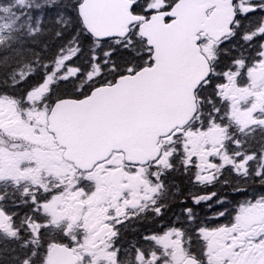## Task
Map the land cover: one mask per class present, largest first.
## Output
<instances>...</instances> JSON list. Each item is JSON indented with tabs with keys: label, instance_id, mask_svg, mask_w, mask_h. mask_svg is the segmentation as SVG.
Instances as JSON below:
<instances>
[{
	"label": "flooded vegetation",
	"instance_id": "flooded-vegetation-1",
	"mask_svg": "<svg viewBox=\"0 0 264 264\" xmlns=\"http://www.w3.org/2000/svg\"><path fill=\"white\" fill-rule=\"evenodd\" d=\"M220 41L200 35L201 50L206 57V48ZM261 64L258 68L249 69V77L250 71L259 69ZM82 77L84 75L79 67L63 63L54 66L43 81L32 86L23 96L0 95V213L10 219L16 214L12 213V208L20 209V201L25 198L34 203V211L46 217L50 241L43 264H47L55 245L72 251V255L77 257L76 262L70 256L66 260L72 264H184L193 261L197 264H233L237 261L257 264V260L258 264H264L263 248L257 246L264 239V225L236 226L237 220L229 225L217 223L211 228H199L195 232L201 240L200 247L196 235L193 240L187 241L180 228H153L155 231L142 239L140 249L133 250L127 257L122 256L119 251L121 243L117 239L125 226L139 220L145 223L152 213H161L160 204L158 207L157 204L163 200L165 191L162 175L172 166L171 159L175 153L181 152L185 167L195 170L197 182L212 189L211 194L202 196L203 199L220 196L217 189L222 186V180H227L222 175L225 168L232 167L235 172H241L234 165L221 163V159L215 157L210 158L213 162L206 165L203 172L197 157L201 149L197 147H190V158L185 146L188 138L193 136L190 133L213 126L203 125V119L200 121L198 96L193 119L160 138V155L156 160L132 164L125 160L123 153L114 152L91 170L77 168L65 158L66 148L58 144L54 132L50 130L49 115L56 102L81 100L91 93L85 95L86 82ZM261 82L253 81L254 84ZM229 84L220 87L226 100L230 91L222 92V89H229ZM208 101H211L210 97ZM9 105L13 109L8 108ZM256 108L259 106L256 105ZM231 110L233 112V105ZM252 112L255 116V111ZM231 115L234 117L233 113ZM256 118L259 124L253 121L249 128L264 125V114H256ZM223 147L228 155L241 158L240 154H229L225 144ZM55 198L59 199L53 211L57 219H52L42 206ZM31 229L37 238L39 225L35 223ZM171 232L175 234L176 242L168 247L162 240L165 234Z\"/></svg>",
	"mask_w": 264,
	"mask_h": 264
},
{
	"label": "trees",
	"instance_id": "trees-1",
	"mask_svg": "<svg viewBox=\"0 0 264 264\" xmlns=\"http://www.w3.org/2000/svg\"><path fill=\"white\" fill-rule=\"evenodd\" d=\"M178 0H137L133 13L149 17L158 10H169ZM82 0H0V95L19 98L49 75L67 52L75 55L64 64L79 67L83 73L85 95L94 87L112 84L127 73L151 65L152 51L139 36L137 25L126 39L95 40L88 34L79 15ZM237 18L233 32L218 43L213 42L208 59L212 74L197 95L200 121L206 126L224 129L229 154L251 157L241 174L225 168L217 198L203 199L212 189L195 179V170L185 167L182 153H175L172 166L162 175L165 191L159 200L161 213L128 223L117 239L122 256L140 249L144 236L153 228H180L187 241L196 235L200 247L199 228L233 224L238 210L250 202L264 198V125L242 130L232 117V104L223 99L220 87L227 83L245 86L246 72L264 62V0H234ZM103 44L106 49L98 48ZM206 43L204 44V46ZM207 51V48H206ZM94 65L99 73L88 78ZM242 66V72L237 68ZM237 74V76H235ZM211 101H208V98ZM203 116V118H202ZM217 192V191H214ZM161 202V203H160ZM20 209L12 208L11 231L0 227V264H43L49 239L46 217L34 211L33 202L23 198ZM224 212L225 214H223ZM37 223L36 238L31 225ZM195 228V230H194Z\"/></svg>",
	"mask_w": 264,
	"mask_h": 264
},
{
	"label": "water",
	"instance_id": "water-1",
	"mask_svg": "<svg viewBox=\"0 0 264 264\" xmlns=\"http://www.w3.org/2000/svg\"><path fill=\"white\" fill-rule=\"evenodd\" d=\"M134 4L135 0H82L78 8L95 40L125 39L138 25L139 36L152 50L151 65L99 86L81 100L55 103L50 130L66 148L65 158L84 171L114 152L123 153L132 164L156 160L160 138L195 116L196 92L211 75L200 35L220 41L232 34L237 18L234 0H178L169 10L149 17L134 14ZM249 74L261 82L264 63ZM69 256L76 262L71 250L55 245L47 264H72L66 262Z\"/></svg>",
	"mask_w": 264,
	"mask_h": 264
},
{
	"label": "rangeland",
	"instance_id": "rangeland-1",
	"mask_svg": "<svg viewBox=\"0 0 264 264\" xmlns=\"http://www.w3.org/2000/svg\"><path fill=\"white\" fill-rule=\"evenodd\" d=\"M161 6L162 3L158 2L152 8L158 10ZM98 46H99L98 48L106 49V47L103 44L101 45L99 44ZM210 46L211 45L207 47L208 54H211ZM74 55H75V50H70L69 52H67V56H63L60 60H58L55 66L61 65L63 64V62L65 63V61L69 60ZM99 71H100V67L94 65L93 71L89 73L88 78L95 77L99 73ZM241 72H242V66H239L237 68V73L240 74ZM246 74L247 77L250 79V81H247L245 86L238 84L237 78H234V83L232 82L229 84V89L226 88L222 89V92L226 90L229 93L230 91V96L227 99L233 105V112L231 110V112L234 115L233 118L236 121H238L239 125L242 127L241 128L242 130L244 129L247 130L249 127H251L252 126L251 122L253 121L258 122V119L256 118V114L257 115L264 114V102H263L264 81H262L260 84H254L253 80L249 77L247 72ZM235 76H237V74H235ZM32 97L33 95L31 94L30 98ZM256 105H258L259 108H256ZM8 108L13 109V106L9 105ZM252 111H255V116ZM37 117L40 118V115H37ZM257 124H259V122ZM190 134H192L193 136L192 138L190 137L188 138L185 146L190 156L192 154L191 148L197 147L201 149V152L197 154V157L199 159V166L201 165V167H203L202 170L203 172L205 171L204 169L207 168L206 165H209L213 162L210 161L211 157L221 159L222 161L221 163L234 165V167H236L238 171L242 172L246 169L247 163L251 159V157L240 158L239 156L232 157L228 155L223 147L224 143L227 140L226 132L223 129L213 125L206 129L200 128L199 130H195ZM190 158H192V156ZM261 159L264 161V152L261 155ZM212 166H209V168ZM58 200L59 199L55 198L52 201L47 202L42 206V209L45 211V213L50 215L52 219H57V214L53 211H54V206L57 204ZM236 220H237L236 226H240L242 224H247L251 226L264 225V198L256 202H250L247 205L241 207L238 210V215L236 217ZM32 226L33 225H31V227ZM0 227L7 231H11L10 219L8 217H4L1 213H0ZM255 233H259V231L255 230ZM162 241H164V244H166L168 247L175 245L174 244V242H176L175 234L173 232L165 234V237ZM258 245H261L264 253V239H262L261 242H258L257 246ZM233 264H248V263H245L244 261L241 262L237 261L234 262ZM257 264H258V260H257Z\"/></svg>",
	"mask_w": 264,
	"mask_h": 264
}]
</instances>
